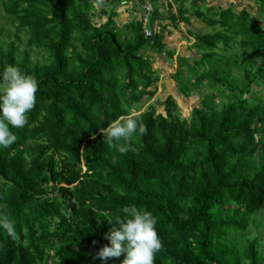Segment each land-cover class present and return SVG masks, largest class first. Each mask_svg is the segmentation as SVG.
Listing matches in <instances>:
<instances>
[{
  "label": "trees",
  "instance_id": "trees-1",
  "mask_svg": "<svg viewBox=\"0 0 264 264\" xmlns=\"http://www.w3.org/2000/svg\"><path fill=\"white\" fill-rule=\"evenodd\" d=\"M197 1L176 0L174 14L151 0L144 26L141 12L121 20L119 0H1L27 44L22 53L0 44V72L14 65L38 90L25 126L11 129L15 142L0 149V216L16 232L0 230V264H121L125 253H96L114 226L99 216L114 220L125 206L157 218L154 264H262L258 241L243 235L264 211V98L251 95L264 88V0L213 15ZM166 12L174 26L190 16L207 27L195 35L198 56H178L173 75L179 95L201 99L190 119L172 96L154 100L148 54L164 56L153 23ZM120 117L145 129L124 154L102 134Z\"/></svg>",
  "mask_w": 264,
  "mask_h": 264
},
{
  "label": "clouds",
  "instance_id": "clouds-1",
  "mask_svg": "<svg viewBox=\"0 0 264 264\" xmlns=\"http://www.w3.org/2000/svg\"><path fill=\"white\" fill-rule=\"evenodd\" d=\"M37 90L35 78L22 73L14 65L6 66L0 72V149L15 142L12 128H21L27 123V113L36 104ZM144 131L136 119L120 117L103 128L102 134L104 143L109 147L115 146L119 153L124 154L129 150L133 134H143ZM120 141L123 143H118ZM122 213L123 216L114 220L99 216L114 226L106 236L111 246L102 247L96 257L107 261L125 253L121 264H154V254L162 247L156 228L157 218L150 211L136 206H125ZM0 230L6 231L12 239L16 238L14 223L6 216H0Z\"/></svg>",
  "mask_w": 264,
  "mask_h": 264
},
{
  "label": "rangeland",
  "instance_id": "rangeland-1",
  "mask_svg": "<svg viewBox=\"0 0 264 264\" xmlns=\"http://www.w3.org/2000/svg\"><path fill=\"white\" fill-rule=\"evenodd\" d=\"M128 9H130V7L127 8L126 10H128ZM253 14L256 15L257 11H254ZM127 17H128V15L125 16L124 18H122L124 20V23H127L126 22ZM255 18H257V20L260 21L259 15H256ZM17 27H18L17 22L12 21V20H10L4 16L3 11H2V6H1V0H0V44L10 45V44L14 43L16 46H19V53H22L24 51V49L26 48L27 37L23 31L18 32ZM203 30H204V27L201 29V32ZM16 35L21 37V39H22L21 42L18 41V39L16 38ZM186 44L181 46V55L183 54L185 57L188 58V57H190V55L188 53H190L192 56L197 57L198 56L197 53L195 54L196 51L192 50L193 46H189V45L186 46ZM188 44H190V43H188ZM164 52H165V49H164ZM31 54H32V60L34 62L42 61L43 58L41 55H39V51H35L33 49ZM154 54H156V53H154ZM151 57H152V52H150L148 54V58H150V60L152 62V66L156 71L163 69L161 63H163L164 61H167V62L169 61V60H167L166 57L163 56V54L162 55L156 54V56L152 57V59H151ZM153 59H155V60H153ZM157 62H159V64H157ZM263 63H264V60H263ZM174 71H175V67L173 69V72ZM160 74L161 73L158 74L159 79L162 77V76H160ZM167 79L170 81V87H171V89L169 90L170 96H172L177 101V103L179 105L180 115H181L182 119H190L193 110L195 108L200 107V102H201L200 100L201 99L199 98L198 95H193L189 98H185V97L179 95V93L177 92V85L174 82L171 74H169V73L164 74L163 83H162V79L157 82V87H156L157 91H156V95L154 97V100L163 101L168 97L167 96L166 83H165ZM159 86H161V91L159 90ZM207 91L208 90L206 89L205 92H207ZM213 91L216 92V90H213ZM251 95L254 96V98H256V99H261V98L263 99L264 98V88L254 87ZM225 102L226 101L223 98L220 99L221 104H224ZM144 110H146V109H144ZM158 112L164 114V106L159 107ZM254 219L255 220H254L253 224L250 226L249 230L244 233L243 236L248 237L250 239H255L258 241L259 250L261 251V255L263 257L262 264H264V211H262L261 213L256 215L254 217ZM243 236L237 237V239H236V242L238 244H240V246H241V251L247 246L245 243V240H243L244 239Z\"/></svg>",
  "mask_w": 264,
  "mask_h": 264
},
{
  "label": "crops",
  "instance_id": "crops-1",
  "mask_svg": "<svg viewBox=\"0 0 264 264\" xmlns=\"http://www.w3.org/2000/svg\"><path fill=\"white\" fill-rule=\"evenodd\" d=\"M185 1L186 2L184 4L187 7H189L192 4V2L194 3V0H185ZM136 2L137 0H134V3ZM167 3L171 5V9L173 13L177 14L178 11L180 10V7L177 5L176 0H172V1L167 0ZM254 4H255V0H200V1H197V7L199 6L198 8H200L201 11H204V13L206 14L208 13L209 15L218 14L220 12L227 11V10H233L236 13H239L245 9H250V7L253 6ZM164 5L165 4L160 6L159 9L162 8ZM195 5H196V1H195ZM126 9L127 8H124V7L117 8V12L120 14V18L123 22L124 20L122 18H124L127 15L128 17L126 19V22L132 19L135 15L137 17H141V13L138 10H136V8L134 9L130 8L128 10ZM164 16L166 17L160 18L159 20H156L153 23V31L163 36V44L165 46L164 57H166L167 60H169L168 61L169 63L167 61H164L165 63L164 62L161 63L163 67L162 70L156 71L153 68L157 72V76L159 73H161L160 76L162 77L159 80L162 79V83H163L164 74L169 73L172 75V77L175 74L176 68H177V64H176L177 57L184 56L183 54L181 55V46L186 43H187L186 46L187 45L193 46L196 42L195 35L201 34V29L203 27H204V30L202 32L207 30V27L204 24V22H202L201 20L195 17L193 18L189 16V19L191 20L190 25H186L185 22H183L182 20L180 21L178 20L179 22L177 23V26H174L173 23H171L170 20L168 19L167 12ZM169 52H172L174 54L172 59L167 57ZM156 54L152 53V57H155ZM188 54L191 55L190 53ZM157 64H159V62H157ZM174 67H175V71L173 72ZM165 83H166V89H167V96H170V93H169V90L171 89L170 81L167 79ZM156 87H157V84H156ZM159 90L161 91V86H159Z\"/></svg>",
  "mask_w": 264,
  "mask_h": 264
},
{
  "label": "built area",
  "instance_id": "built-area-1",
  "mask_svg": "<svg viewBox=\"0 0 264 264\" xmlns=\"http://www.w3.org/2000/svg\"><path fill=\"white\" fill-rule=\"evenodd\" d=\"M121 2V6L124 8H131V2L129 0H119ZM172 1V0H170ZM139 10L142 13L143 17V24L144 26L147 25V22L150 18V15L153 13V7L151 5V0H138ZM145 37L148 38L152 35L149 29H145L144 31Z\"/></svg>",
  "mask_w": 264,
  "mask_h": 264
}]
</instances>
